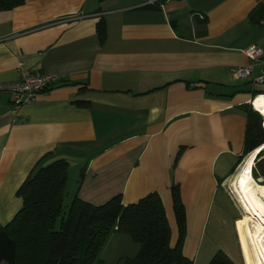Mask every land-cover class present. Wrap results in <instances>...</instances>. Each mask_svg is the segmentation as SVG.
Returning a JSON list of instances; mask_svg holds the SVG:
<instances>
[{
  "label": "crops",
  "instance_id": "crops-1",
  "mask_svg": "<svg viewBox=\"0 0 264 264\" xmlns=\"http://www.w3.org/2000/svg\"><path fill=\"white\" fill-rule=\"evenodd\" d=\"M148 1L24 0L0 10V84L25 73L58 76L26 103L0 91V225L20 207L15 191L30 169L63 159L69 200L98 205L119 195L128 204L156 192L170 246L176 183L182 254L194 261L211 236L204 264L216 249L230 257L225 203L234 198L240 257L252 264L245 211L230 182L255 151L227 175L243 148L241 107L253 88L233 80L229 68L250 62L249 44L264 50V0Z\"/></svg>",
  "mask_w": 264,
  "mask_h": 264
},
{
  "label": "trees",
  "instance_id": "trees-1",
  "mask_svg": "<svg viewBox=\"0 0 264 264\" xmlns=\"http://www.w3.org/2000/svg\"><path fill=\"white\" fill-rule=\"evenodd\" d=\"M23 1L0 0V10L11 9ZM95 33L102 42L105 38L102 18L95 23ZM241 108L245 112L243 148L235 164L243 155L264 144L260 115L249 105ZM261 155L260 151L257 158ZM257 162L260 165L264 161L256 160L255 164ZM259 170L264 184V165H260ZM251 174L257 177L253 168ZM66 176L67 163L63 159L44 166L37 163L30 169L15 191L21 199L20 207L7 223L0 225V263L98 264L101 248L109 234L116 232L138 244L134 256L126 258L122 264H193L181 252L185 212L176 183L170 186L176 226V238L170 246L169 227L156 192H149L128 204H122L119 195L98 205L72 196L61 215ZM206 264L235 263L221 249H216Z\"/></svg>",
  "mask_w": 264,
  "mask_h": 264
},
{
  "label": "rangeland",
  "instance_id": "rangeland-1",
  "mask_svg": "<svg viewBox=\"0 0 264 264\" xmlns=\"http://www.w3.org/2000/svg\"><path fill=\"white\" fill-rule=\"evenodd\" d=\"M243 85L246 86L247 90L252 88V87L259 89L258 85H252L251 83H246ZM261 152H262V155L256 159L257 161L258 160L264 161V159H263L264 158V148L261 150ZM246 156L247 155L245 154L239 159V161L233 166L231 173H229L227 175V177H229L230 175H233L235 172H237L236 171L237 167L243 162V159ZM256 160H255V162H256ZM255 162H253L252 168L255 169V171L257 172V177L254 180H256L257 182H261L262 179L260 177L261 171L259 170V166L264 165V162H261L260 165H257L260 162H257L256 164H255ZM225 187H227L226 184H225ZM228 193H231L230 190L228 191ZM232 199H233V203H225L226 210H229V212L231 213V219H230V217L228 218V220H229V221H227L228 226L225 225V231H228V233H229V235H231V237L228 236L227 233L225 232L226 237L223 240V246H224L226 252L229 253L230 257L232 258V260L234 261L235 264H242V260L240 257V251H239L238 243H237V239H236V232L234 230V220L241 216V211L239 210L238 204L236 203L235 199L234 198H232ZM68 203H69V197L65 193V195H63V199H62L61 215L65 213L67 206H68ZM246 217H248V216L245 214V216H244L245 226L248 228L250 222H249V220H247ZM249 217H251V216H249ZM59 219H60V216H58L56 219V223H55L56 227L58 225ZM248 230H249V228H248ZM209 237L211 238V236H208V235L205 236L204 235L202 238V241H200L201 244L198 247L199 251L197 250L195 260L192 261L193 264H204L203 263L204 255H201V254H202V252H205V250L203 248L204 245H206V246L210 245L209 244V240H210ZM175 238L176 237L174 236V233H172L171 234V245H173ZM185 240L186 239H184V237H183L181 252L183 250V243H184V251L186 252ZM137 249H138V244L132 243L124 235H121V234L116 233V232H112L109 234L106 242L104 243L103 247L101 248V250L97 256L98 264H122L126 258H130V257L134 256ZM249 249H250V259L252 260V264H254V252H253V249L251 247V243H250ZM0 264H4V263H0Z\"/></svg>",
  "mask_w": 264,
  "mask_h": 264
},
{
  "label": "built area",
  "instance_id": "built-area-1",
  "mask_svg": "<svg viewBox=\"0 0 264 264\" xmlns=\"http://www.w3.org/2000/svg\"><path fill=\"white\" fill-rule=\"evenodd\" d=\"M149 0L148 3H152ZM258 24L264 30V16L258 19ZM244 55L250 61L245 65H237L229 68V73L233 80L248 81L252 85H258L259 89L252 87L248 105L258 114L260 111L253 106V100L257 96H264V50L256 44H249L243 49ZM58 79L55 73H25L18 80L0 84V91H8L12 95L15 104L29 102L34 96L49 88L50 84ZM263 86V87H262ZM260 115V114H259ZM261 128L264 131L262 122L264 116H261Z\"/></svg>",
  "mask_w": 264,
  "mask_h": 264
},
{
  "label": "bare ground",
  "instance_id": "bare-ground-1",
  "mask_svg": "<svg viewBox=\"0 0 264 264\" xmlns=\"http://www.w3.org/2000/svg\"><path fill=\"white\" fill-rule=\"evenodd\" d=\"M263 97L264 96H257L253 100V106L255 105V109L257 108V110L260 111L259 114L261 116H264ZM262 126L264 128V119ZM263 148L264 146L262 145L249 155L248 160L240 167L237 176H233L230 182V188L235 193L240 203L239 206L243 208L245 214L248 216L246 218L250 222L248 237L254 252V264H264V186L258 184V182L253 179L251 170L253 162H255L257 158L256 155Z\"/></svg>",
  "mask_w": 264,
  "mask_h": 264
},
{
  "label": "clouds",
  "instance_id": "clouds-1",
  "mask_svg": "<svg viewBox=\"0 0 264 264\" xmlns=\"http://www.w3.org/2000/svg\"><path fill=\"white\" fill-rule=\"evenodd\" d=\"M264 145V144H263Z\"/></svg>",
  "mask_w": 264,
  "mask_h": 264
},
{
  "label": "water",
  "instance_id": "water-1",
  "mask_svg": "<svg viewBox=\"0 0 264 264\" xmlns=\"http://www.w3.org/2000/svg\"><path fill=\"white\" fill-rule=\"evenodd\" d=\"M264 146V145H263Z\"/></svg>",
  "mask_w": 264,
  "mask_h": 264
}]
</instances>
